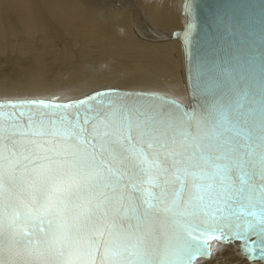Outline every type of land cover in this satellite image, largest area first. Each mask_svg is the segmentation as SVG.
Instances as JSON below:
<instances>
[{"label":"water","instance_id":"95a60500","mask_svg":"<svg viewBox=\"0 0 264 264\" xmlns=\"http://www.w3.org/2000/svg\"><path fill=\"white\" fill-rule=\"evenodd\" d=\"M188 102L0 100V264H264V0H182Z\"/></svg>","mask_w":264,"mask_h":264},{"label":"bare ground","instance_id":"6f19581e","mask_svg":"<svg viewBox=\"0 0 264 264\" xmlns=\"http://www.w3.org/2000/svg\"><path fill=\"white\" fill-rule=\"evenodd\" d=\"M181 1L0 0V100L77 98L114 87L187 104L174 36L184 26ZM202 262L248 264L234 246L214 248Z\"/></svg>","mask_w":264,"mask_h":264},{"label":"rangeland","instance_id":"374dc122","mask_svg":"<svg viewBox=\"0 0 264 264\" xmlns=\"http://www.w3.org/2000/svg\"><path fill=\"white\" fill-rule=\"evenodd\" d=\"M181 17V16H180ZM181 18H183V17H181ZM187 93H188V91H187ZM219 247H233V246H219V245H215L214 246V248H219ZM239 251V250H238ZM206 261H204V262H202V263H205Z\"/></svg>","mask_w":264,"mask_h":264}]
</instances>
